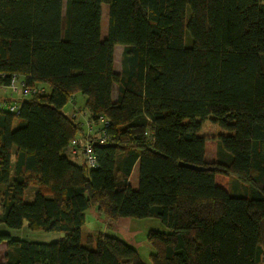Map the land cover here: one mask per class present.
Here are the masks:
<instances>
[{"label": "trees", "instance_id": "trees-1", "mask_svg": "<svg viewBox=\"0 0 264 264\" xmlns=\"http://www.w3.org/2000/svg\"><path fill=\"white\" fill-rule=\"evenodd\" d=\"M12 77L50 93L0 111V224L61 236L0 233V264H144L116 237L82 242L92 208L159 219L151 264L264 261V0H0V85ZM76 94L115 145L93 146L92 170L67 155L84 137L63 113ZM209 118L227 134L199 136ZM218 174L241 183L230 193Z\"/></svg>", "mask_w": 264, "mask_h": 264}, {"label": "rangeland", "instance_id": "rangeland-1", "mask_svg": "<svg viewBox=\"0 0 264 264\" xmlns=\"http://www.w3.org/2000/svg\"><path fill=\"white\" fill-rule=\"evenodd\" d=\"M65 8V4L63 10ZM107 30V9L106 7H102V19H101V34L104 37L106 35ZM185 43L187 45L190 44L188 39V33L185 34ZM121 53L122 47L116 46L114 49V72L117 74L121 73ZM43 86L46 93H50V88L47 85H37ZM9 96L12 100H16L17 104H20L23 99H27L29 96H22V100L18 99L21 95L8 90ZM116 88L113 89L112 99H116ZM1 96V94H0ZM75 102L72 105L70 102L63 109V113L70 116L74 109L86 111L85 109V97L81 94L75 95ZM81 118V115H80ZM221 134H227V132L223 131L219 128L210 118L202 122L201 130L199 131V136L206 137H217ZM214 144L211 143L209 145V154L213 153ZM70 159L71 157L68 156ZM75 163L80 164L78 160ZM137 170L133 171L130 177V186L132 188H136L137 182ZM216 184L228 192H234L236 185H239L241 182L237 181V179L233 176H226L222 174H218L215 177ZM236 182V184H235ZM239 182V184H237ZM33 187H30L25 192V199L30 198L31 191ZM86 222L82 227V242L87 243L86 239L89 236L96 237L99 234H106L111 237H116L126 244L134 248L140 260L144 264H151L150 254L152 253V248L148 244L146 240V236L149 231H158V232H167L168 229L162 224L159 219L156 218H144V219H131V218H118L116 220H110L104 218V216L100 215L98 211L94 208L89 209L85 213ZM0 233H6L10 235L14 239L25 240L29 242L35 243H52L59 240L61 234L53 233V232H45L42 230L31 231L27 228L26 223L22 226L21 229H10L4 224H0ZM91 245V244H90ZM4 244H0V263L4 258ZM258 264H264L262 258Z\"/></svg>", "mask_w": 264, "mask_h": 264}, {"label": "built area", "instance_id": "built-area-1", "mask_svg": "<svg viewBox=\"0 0 264 264\" xmlns=\"http://www.w3.org/2000/svg\"><path fill=\"white\" fill-rule=\"evenodd\" d=\"M7 90H11L19 95L18 99L22 96H31L33 94H45L46 91L43 87H26L25 84L17 77H12L10 80V85L7 87H2ZM1 98V96H0ZM69 102L74 104V97L69 99ZM5 110L10 114H18L19 104L16 101L11 103H6L0 99V111ZM81 115V118H80ZM77 123H80L83 129V139L81 141L74 139L70 142L67 148V155L71 157L72 160H78L80 163L85 165L89 170L95 169L97 167V160L93 153V144L106 145L109 143V136L107 135L106 129L110 123L102 117H99L98 121L94 122L90 119V115L87 111H81L74 109L70 115Z\"/></svg>", "mask_w": 264, "mask_h": 264}, {"label": "crops", "instance_id": "crops-1", "mask_svg": "<svg viewBox=\"0 0 264 264\" xmlns=\"http://www.w3.org/2000/svg\"><path fill=\"white\" fill-rule=\"evenodd\" d=\"M0 94H1V98H3V99H12L10 96H9V93H8V90L7 89H5V88H1V92H0ZM76 100H75V97H74V102H75ZM80 162V161H79ZM34 189L31 191V194H30V198L29 199H27L28 201H31V199L33 198V193H34ZM4 247H5V244H4ZM4 253H5V248H4ZM3 262V261H2ZM1 262V263H2Z\"/></svg>", "mask_w": 264, "mask_h": 264}, {"label": "water", "instance_id": "water-1", "mask_svg": "<svg viewBox=\"0 0 264 264\" xmlns=\"http://www.w3.org/2000/svg\"><path fill=\"white\" fill-rule=\"evenodd\" d=\"M93 146H94V147H95V146H99V147H108V146H112V147H114L115 145H108V144H107V145H96V144H94Z\"/></svg>", "mask_w": 264, "mask_h": 264}]
</instances>
